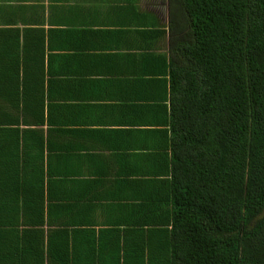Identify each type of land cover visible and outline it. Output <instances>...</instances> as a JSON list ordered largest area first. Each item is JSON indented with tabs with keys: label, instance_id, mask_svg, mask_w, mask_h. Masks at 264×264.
<instances>
[{
	"label": "trees",
	"instance_id": "trees-1",
	"mask_svg": "<svg viewBox=\"0 0 264 264\" xmlns=\"http://www.w3.org/2000/svg\"><path fill=\"white\" fill-rule=\"evenodd\" d=\"M152 27L140 88L158 128L109 228L54 195L37 95L68 76L42 40L0 49V264H264V0H169L168 31Z\"/></svg>",
	"mask_w": 264,
	"mask_h": 264
},
{
	"label": "crops",
	"instance_id": "crops-1",
	"mask_svg": "<svg viewBox=\"0 0 264 264\" xmlns=\"http://www.w3.org/2000/svg\"><path fill=\"white\" fill-rule=\"evenodd\" d=\"M146 21L167 32L169 0H0V49L42 40L51 72L69 78L66 88L52 84L47 102L37 95V114L43 103L48 118L37 128L45 136L51 130L54 195L99 223L96 229L124 220V208L136 203L124 181L140 173L143 147L151 143L144 128H158L145 101L152 97L140 88L137 34ZM156 48L167 51L168 35Z\"/></svg>",
	"mask_w": 264,
	"mask_h": 264
}]
</instances>
